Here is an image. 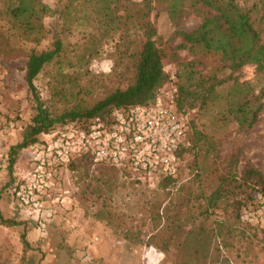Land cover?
Instances as JSON below:
<instances>
[{
	"label": "trees",
	"instance_id": "obj_1",
	"mask_svg": "<svg viewBox=\"0 0 264 264\" xmlns=\"http://www.w3.org/2000/svg\"><path fill=\"white\" fill-rule=\"evenodd\" d=\"M88 7L101 37L112 31L119 33L113 67L101 75L86 71L80 77L61 75L62 82L73 83V86L69 89L61 84L51 87L47 102L64 105L58 111H50L37 95H33L35 113L24 128L21 140L8 151V177H11L17 152L35 142L39 133L49 131L56 124L73 122L80 128H87L96 118L108 122L115 108L127 109L153 98L167 74L162 66L165 49L154 41L151 10L164 12L173 24H177L187 12L199 17L193 29L173 31L178 42L171 46L169 54L175 64V76L179 79L176 83L178 110L182 109L183 102L191 106L198 99L201 107L219 99L221 93L216 87L226 81L230 80L231 87L242 84L237 83L232 72L243 64H253L256 71L264 73V40L260 38V31L264 29V0H89ZM46 10L43 0H4V19L8 28L25 40L38 41L44 37L41 19ZM90 37L96 38L94 35ZM4 46H10L6 38ZM61 48V40L55 37L50 48L25 52L21 70L29 91H34L33 80ZM179 49H186L191 56L181 59ZM206 57L211 58L213 65L203 75L202 68L208 61ZM224 70H227L226 76L221 73ZM196 87L200 89L196 90ZM92 92L95 97L89 102L80 97L81 93ZM232 94L229 90L225 96ZM246 94L226 104L228 114L235 121V130L250 129L264 104V85L257 93ZM222 116L220 113L218 118L222 119ZM186 134V141L178 150L180 164L177 172L155 179L160 188L170 185L179 173L183 153L189 152L192 168H196L193 181L197 189L192 190L189 182L180 183L172 199L162 206L159 200L149 202L146 216L152 230L144 240L163 253L167 264H206L213 251L219 252L220 247L230 248L244 233L242 228L236 230L238 222L250 226V221L239 219L240 210L248 204H261L252 191L257 189L264 198V175L250 163L238 170L239 154L236 150L230 153L220 170L205 162L200 164L198 159L216 155L215 143L210 136L195 128ZM66 167L74 174L76 182L81 183V193H86L89 200L90 197L96 200L111 194L117 185L119 170L129 174L121 166L94 162L87 154L70 160ZM209 168L215 171V175L207 185L199 176L207 174L204 169ZM94 216L111 225L122 240L129 243L141 241L139 226L126 222L110 201L100 204ZM0 224L11 226L16 222L3 217L0 211ZM255 227L264 244V220ZM20 241L23 250L30 249L23 233Z\"/></svg>",
	"mask_w": 264,
	"mask_h": 264
},
{
	"label": "rangeland",
	"instance_id": "obj_2",
	"mask_svg": "<svg viewBox=\"0 0 264 264\" xmlns=\"http://www.w3.org/2000/svg\"><path fill=\"white\" fill-rule=\"evenodd\" d=\"M88 1L43 0L48 8L41 19L44 37L38 41H30L17 37L16 32L8 28L4 19V0H0V152L2 155L6 154L7 158L10 147L21 140L24 128L35 113L34 94L50 111H58L64 105H50L47 102L51 87L61 84L69 89L73 86V83L69 85L62 82L61 75L80 77L84 71L94 75L111 71L119 33L112 31L100 36V29H96L89 13ZM150 19L155 26L154 41L165 49L162 66L167 76L158 87H166L169 83L176 87L179 79L175 76V64L169 54L171 46L178 42L173 31L193 29L198 24L199 17L187 12L177 24H173L164 12L154 13L151 10ZM91 35L96 38H91ZM55 37L61 40V51L37 74L33 80L34 91L31 92L27 89L21 70L25 61L24 54L50 48ZM4 38L10 46H4ZM260 38L264 40V29L260 31ZM178 56L183 59L189 58L191 54L186 49H179ZM207 60L202 68L203 75L213 65L211 58ZM221 73L226 76L227 70ZM232 75L237 83L242 84L231 87L229 80L222 86L219 85L216 87L218 93H221L219 99L209 101L201 107L198 99L191 106L183 102L181 108L188 126L185 138L186 133L195 128L214 141L216 155L197 158L200 164L205 162L220 170L230 153L236 150L239 154L238 170L250 163L264 175V104L252 127L244 131L235 130V121L228 114L226 105L238 100L246 92L257 93L259 87L264 85V73L256 71L253 64L247 63L233 71ZM78 81L83 83V80ZM198 89L200 88L196 87ZM229 90L233 94L225 96ZM80 97L89 102L95 97V93H81ZM219 112L224 118H218ZM64 125L56 124L49 131L39 133L35 142L20 149L11 166V177L7 174L8 160L0 167V211L3 217L16 222L11 226L0 224V264H167L161 251L154 249L152 253L146 252L149 245L144 239L152 230L146 208L151 201L159 200L162 206L172 199L180 183L189 182L192 190L197 189L196 182L193 181L196 179V168H192V155L189 152L183 153L179 173L170 185L160 188L155 178L137 177L119 170L117 185L111 190V194L96 200H91V197L89 200L86 193H81V183H77L74 174L63 165L51 171V184L40 194L43 214L49 213L45 215L43 229L25 212L19 211L14 199V177L30 169V146L43 143L46 138L44 135ZM204 171L207 174L201 173L199 177L208 185L215 171L210 168ZM204 190L207 191V187ZM252 194L261 204L242 207L239 218L250 221V226L238 222L236 230L242 228L244 233L238 236V240L230 248L220 247L219 252L213 251L206 264H264V244L255 227L264 220V198L257 189ZM105 201H110L126 222L139 226L140 242L129 243L122 240L119 232L111 225L96 219L94 211ZM22 233L30 243V249L23 250L20 241Z\"/></svg>",
	"mask_w": 264,
	"mask_h": 264
},
{
	"label": "built area",
	"instance_id": "obj_3",
	"mask_svg": "<svg viewBox=\"0 0 264 264\" xmlns=\"http://www.w3.org/2000/svg\"><path fill=\"white\" fill-rule=\"evenodd\" d=\"M144 104L112 111L111 120L94 119L87 128L73 122L44 135L43 143L30 146L31 167L14 177V199L41 229L44 227L40 194L51 184V171L87 154L92 161L121 166L137 177L174 175L180 164L178 150L185 143L187 118L176 107L178 91L169 83L157 87ZM7 155L0 152V167ZM152 246L146 252H154Z\"/></svg>",
	"mask_w": 264,
	"mask_h": 264
}]
</instances>
